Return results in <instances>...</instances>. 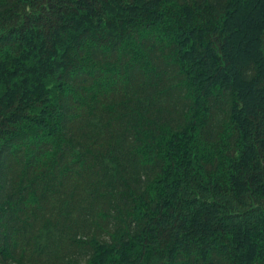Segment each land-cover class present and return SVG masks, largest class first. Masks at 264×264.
Instances as JSON below:
<instances>
[{
    "label": "trees",
    "instance_id": "16d2710c",
    "mask_svg": "<svg viewBox=\"0 0 264 264\" xmlns=\"http://www.w3.org/2000/svg\"><path fill=\"white\" fill-rule=\"evenodd\" d=\"M0 264H264V0H0Z\"/></svg>",
    "mask_w": 264,
    "mask_h": 264
}]
</instances>
